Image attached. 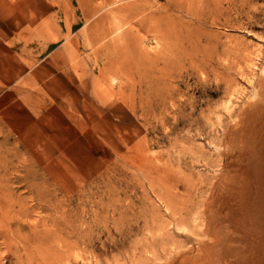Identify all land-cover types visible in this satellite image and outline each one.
Listing matches in <instances>:
<instances>
[{
  "label": "rangeland",
  "instance_id": "374dc122",
  "mask_svg": "<svg viewBox=\"0 0 264 264\" xmlns=\"http://www.w3.org/2000/svg\"><path fill=\"white\" fill-rule=\"evenodd\" d=\"M0 264H264V0H0Z\"/></svg>",
  "mask_w": 264,
  "mask_h": 264
},
{
  "label": "bare ground",
  "instance_id": "6f19581e",
  "mask_svg": "<svg viewBox=\"0 0 264 264\" xmlns=\"http://www.w3.org/2000/svg\"><path fill=\"white\" fill-rule=\"evenodd\" d=\"M134 4H136V3H134ZM126 7H123L124 8V11H126L127 12V14L129 15H131L130 17H129V19L126 21V22H124V23H121L120 21H119V18H117V16L116 15H112V19H113V21H112V24H113V28L110 30V31H108L107 32V30L105 31V30H103V31H99V28L95 31V33H93V35H92V37H93V39H91L90 41H88L87 43H88V45L90 46V47H93L92 48V50L94 51V53H96L97 51H100V50H108V49H111V46L116 42V41H118V40H129V41H131L132 42V44L134 43H136V36H135V33H134V36H133V34H132V30H131V24H134L133 23V21H130V20H132V18L134 17V16H136L137 15V10H138V7H137V5H133V3H132V5H129V4H127V5H125ZM140 13V12H139ZM139 15V14H138ZM154 17H156V16H151V14H149V15H143L139 20H138V22H137V27H138V25H140L141 26V24L142 23H148V22H150V21H154L156 18H154ZM157 18H160V17H157ZM96 22H97V25H98V19H96L95 20ZM103 21V20H102ZM130 21V22H129ZM129 22V26L127 27V28H125V27H123V25L124 24H126V23H128ZM155 22H157V19L155 20ZM92 23V22H91ZM145 23V24H146ZM145 24H142V25H145ZM94 25V24H93ZM92 25V26H93ZM152 27V26H151ZM93 32V31H92ZM134 32V31H133ZM132 34V35H131ZM110 37H112L111 38V41H109V42H111L112 44H108L109 42H105V39L106 38H110ZM112 40H113V42H112ZM131 42H129V43H131ZM119 43V42H118ZM129 45V44H128ZM131 45V44H130ZM136 45V44H135ZM114 47L116 46L115 44L113 45ZM123 47V46H122ZM135 48V47H134ZM138 49H139V47H138ZM116 50H118V49H116ZM113 51H115V50H113ZM141 51H144V50H141ZM141 51H140V49L138 50V51H136V52H138V54H142V53H144V52H142L141 53ZM107 52V51H106ZM146 53V52H145ZM140 56V55H139ZM152 59V58H151ZM103 65V64H102ZM104 65H107V64H104ZM117 67H118V65H117ZM116 67V68H117ZM119 68V67H118ZM104 70L106 71V69L104 68ZM235 86V85H234ZM123 97V96H122ZM232 97H233V95H232V93H230V95L228 96V98H227V101H226V104L227 105H225V106H227L228 108H230V106L232 105V103H233V100H232ZM108 107H110V106H108ZM85 108V107H84ZM82 110V109H81ZM92 111V110H91ZM91 113V112H90ZM90 113H88V114H90ZM96 113V112H95ZM90 115H93L92 113L90 114ZM96 116V115H95ZM74 134V133H73ZM254 263V262H253Z\"/></svg>",
  "mask_w": 264,
  "mask_h": 264
}]
</instances>
